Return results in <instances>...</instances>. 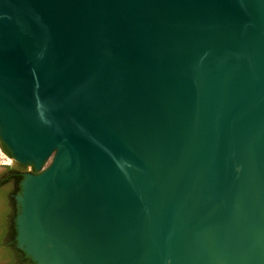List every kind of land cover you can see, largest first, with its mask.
Instances as JSON below:
<instances>
[{"label":"water","instance_id":"1","mask_svg":"<svg viewBox=\"0 0 264 264\" xmlns=\"http://www.w3.org/2000/svg\"><path fill=\"white\" fill-rule=\"evenodd\" d=\"M0 141L36 264H264V0H0Z\"/></svg>","mask_w":264,"mask_h":264},{"label":"flooded vegetation","instance_id":"2","mask_svg":"<svg viewBox=\"0 0 264 264\" xmlns=\"http://www.w3.org/2000/svg\"><path fill=\"white\" fill-rule=\"evenodd\" d=\"M1 144L2 150L10 158V163L0 165L3 169L0 172V251L7 253L9 261L18 254L17 262L26 264L27 260L22 255L25 252L19 248L17 241V217L21 211L17 197L22 193V184L26 177L38 172L32 164L18 162L2 142Z\"/></svg>","mask_w":264,"mask_h":264},{"label":"rangeland","instance_id":"3","mask_svg":"<svg viewBox=\"0 0 264 264\" xmlns=\"http://www.w3.org/2000/svg\"><path fill=\"white\" fill-rule=\"evenodd\" d=\"M9 156H7L4 151L2 150V144L0 142V165L2 163H10ZM3 169L0 168V172H2ZM18 261V259H16ZM15 262L17 264H20L18 262ZM0 264H13L12 261H9L7 253L0 251Z\"/></svg>","mask_w":264,"mask_h":264},{"label":"trees","instance_id":"4","mask_svg":"<svg viewBox=\"0 0 264 264\" xmlns=\"http://www.w3.org/2000/svg\"><path fill=\"white\" fill-rule=\"evenodd\" d=\"M22 255L27 260V263L26 264H36L30 257L26 256L25 253H22ZM18 258H19L18 254L16 256H12V258H11L12 263L13 264H17L15 262L17 261L16 259H18Z\"/></svg>","mask_w":264,"mask_h":264}]
</instances>
